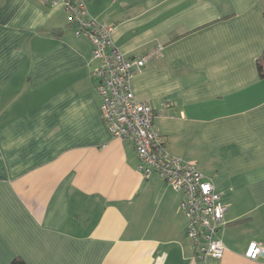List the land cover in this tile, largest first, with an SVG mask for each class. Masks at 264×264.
I'll return each mask as SVG.
<instances>
[{
    "label": "crops",
    "instance_id": "0c3cea01",
    "mask_svg": "<svg viewBox=\"0 0 264 264\" xmlns=\"http://www.w3.org/2000/svg\"><path fill=\"white\" fill-rule=\"evenodd\" d=\"M135 58L169 153L229 205L222 259H197L176 192L145 179L101 113L93 45L62 6L0 0V264H264L263 0H84Z\"/></svg>",
    "mask_w": 264,
    "mask_h": 264
},
{
    "label": "built area",
    "instance_id": "2783aa9c",
    "mask_svg": "<svg viewBox=\"0 0 264 264\" xmlns=\"http://www.w3.org/2000/svg\"><path fill=\"white\" fill-rule=\"evenodd\" d=\"M62 6L70 16L77 37H86L93 45L92 71L101 97V113L114 138L130 142L138 158V170L145 179L159 176L183 196L179 209L186 219V235L197 259H222L227 250L221 232L227 225L229 205L212 181L193 164L172 156L163 136L156 130L155 112L139 101L132 89L135 72L163 55V46L148 50L140 57H127L114 42V26L93 18L84 0H42ZM264 246L253 242L245 256L257 260Z\"/></svg>",
    "mask_w": 264,
    "mask_h": 264
},
{
    "label": "trees",
    "instance_id": "16d2710c",
    "mask_svg": "<svg viewBox=\"0 0 264 264\" xmlns=\"http://www.w3.org/2000/svg\"><path fill=\"white\" fill-rule=\"evenodd\" d=\"M257 67L260 78L264 79V54L258 60ZM9 264H26V262H24V260H22L21 258H16L13 261H11Z\"/></svg>",
    "mask_w": 264,
    "mask_h": 264
}]
</instances>
